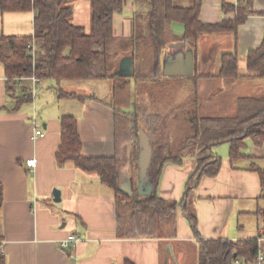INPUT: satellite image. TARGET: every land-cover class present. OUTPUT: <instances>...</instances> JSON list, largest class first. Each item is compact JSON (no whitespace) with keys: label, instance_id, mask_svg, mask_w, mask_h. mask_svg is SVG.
<instances>
[{"label":"crops","instance_id":"crops-1","mask_svg":"<svg viewBox=\"0 0 264 264\" xmlns=\"http://www.w3.org/2000/svg\"><path fill=\"white\" fill-rule=\"evenodd\" d=\"M182 1L187 4L189 0ZM71 5V22L89 32L90 1L72 0ZM136 6V0H125L122 11L113 15L115 37L131 36ZM252 9L255 12L237 27V71L240 75L246 74L247 50L257 46L264 33V0H253ZM233 15L232 11L222 12L221 0H201L199 19L203 22H218ZM169 28L174 36L181 37V23L173 21ZM33 31L32 10L0 11V36L31 35ZM195 46L192 72L215 74L219 69L220 55L233 49V36L230 33L201 34ZM191 48L188 42H173L163 50L161 59L165 61L177 52L171 58L172 66H167L175 72L181 62L179 52H192ZM161 79L170 81L166 91L170 98L167 105L164 102L166 106H162L160 120H163V131L166 129L169 136V120L178 127L176 114H179L180 104L177 97L181 89L186 96L181 103L185 105L188 97L193 95L194 85L200 112V96L209 87V80L222 83L221 89L213 90L217 91L216 95L211 90L216 99L214 106L207 108L210 110L221 106L218 96L225 100L228 95H233L235 89L236 96L256 95L251 92H258L264 86V81L258 78H241L232 84H226L217 77H201L195 81L189 75H166L162 67ZM5 80L4 66L0 62V183L3 186L0 253L4 255L6 264H123L125 260L134 264H163L165 252L167 258H172L167 245H170V251L179 264H188L180 247L188 244V248L195 250L205 239H255L258 249L264 250V194L258 170L264 168V144L255 145L246 138L242 149L245 156L233 161L229 159L227 142V148L218 144L212 147L214 159L220 158L217 172L213 176H202L195 186L194 183L190 185L193 188L188 212L195 217L196 236L181 207L176 211V238L172 242L153 237L119 236L112 188L104 184L96 172L84 171L71 162L57 165L55 152L60 143V117L73 115L77 119L83 156L109 157L120 150L121 145L123 164L131 140L123 132L128 130L129 121L135 119L137 81L129 75H122L114 79H92L95 83L88 85L59 84L64 91L87 96L82 101L58 98L56 82L41 81L31 100L15 108V100L6 93ZM119 80L131 82L134 91L130 102L125 104L127 106L115 102V87ZM26 87L31 89V82L22 78L17 94ZM119 113H124L122 127L117 119ZM141 127L139 131L146 135L147 124ZM36 129L42 130L41 135H35ZM164 132L161 143L163 135H166ZM146 139L149 144V137ZM28 158L35 159V166L31 169L25 166ZM195 167L196 156L184 158L180 164H164L158 185L159 196L179 199L188 188H185V182ZM124 172L129 176V171ZM137 183L139 189L144 185L141 183L140 186L139 179ZM54 188L60 191L59 201L53 200ZM68 234L79 235L80 240L69 248H61L59 240Z\"/></svg>","mask_w":264,"mask_h":264},{"label":"trees","instance_id":"trees-1","mask_svg":"<svg viewBox=\"0 0 264 264\" xmlns=\"http://www.w3.org/2000/svg\"><path fill=\"white\" fill-rule=\"evenodd\" d=\"M71 1L0 0L1 12L33 11V34L0 36V62L5 70L6 93L15 100V108L29 102L32 98L31 89L26 87L18 94L17 89L22 78L34 76L40 81L54 80L58 98H77L82 101L87 96L64 91L59 84L64 80L122 77L114 73L116 62L123 56H130L132 73L129 76L137 81L135 119L129 121V128L123 133L131 137L128 143L129 159L133 171L131 177L135 180V183H131V194L120 188L121 145L120 150L117 149V152L109 157L83 156L77 119L73 115L60 117V143L55 152L57 165L71 162L79 169L96 172L100 180L112 188L117 208L116 232L119 236L153 237L172 242L176 238V211L179 207L186 214L188 222L192 225L191 230L196 236V220L188 212L191 203L190 192L193 188L190 185L194 183L195 186L202 176H213L217 172L220 158L214 159L212 154V147L216 144H229L228 155L231 161L245 156L242 149L246 138L255 145L264 144V95L236 96L235 111L230 115H199V97L193 85V95L188 97L185 103L188 108L187 115L176 114L180 128L185 125L189 131L180 138H172L169 134L164 138L163 135L162 143L153 147L146 170V181L141 189L137 185L138 156L141 148L139 130L142 124H147V137L160 133L161 109L164 102L170 98L166 93L170 81L161 79L160 67L162 52L168 44L176 41L190 43L194 59L195 45L201 34L230 33L233 36V49L220 55L217 73L192 72L189 77L195 81L201 77H217L223 79L226 84H232L241 78L264 80V33L260 43L246 52V74L240 75L237 71V27L248 15L255 12L252 9L253 0H221L222 12L232 11L234 15L212 23L199 19L201 0H189L187 4H183L182 0H136L133 32L126 38L115 37L112 26L113 15L122 11L125 0H89V32L71 22ZM173 21L182 24L181 37L172 34L169 24ZM156 87H160L159 91H156ZM120 126L122 127V123ZM195 156L196 167L188 175L185 182V188H188L184 189L181 197H160L158 185L164 164H180L184 158ZM258 170L260 187L264 194V168ZM147 186L150 189L145 193ZM2 201L3 186L0 183V210ZM1 239L0 234V243ZM187 246L189 245L180 248L186 254L188 264H235V258L249 262L256 257L258 251L255 239H205L199 242V248L195 250ZM0 264H6V259L1 253ZM123 264L134 263L125 260ZM167 264H175L169 256Z\"/></svg>","mask_w":264,"mask_h":264},{"label":"rangeland","instance_id":"rangeland-1","mask_svg":"<svg viewBox=\"0 0 264 264\" xmlns=\"http://www.w3.org/2000/svg\"><path fill=\"white\" fill-rule=\"evenodd\" d=\"M168 52H169V50H168ZM182 52H179V53H180L181 57L184 58L185 53H184V51H182ZM176 53L174 54V56H176ZM171 54H168V55H171ZM173 57H171V58L173 59ZM171 58L169 57L165 61H164V58L161 59L162 71H164L165 67L172 65V62L173 61H171ZM240 72H242V70H240ZM45 81H49V80H45ZM62 83H67L69 85H81L83 83H86V84L87 83H95V80H64V81H62ZM89 85H91V84H89ZM208 85H209V87H206L205 91L202 92V96H200V105L202 106V110L200 109L199 115H203V114H206V113L207 114L208 113L209 114L217 113V114H221V115H230V114L234 113V111H235V102H236V99L235 98H236V95H237V94L236 95H234V94H235V92L237 90L235 89L233 95H230V96L228 95L225 98V100H224V97H219L218 96V98L221 100V106L220 107H217L216 109L215 108H212L214 110L213 111L212 109L210 110V109H207V108L209 106H214L213 102H215V99H216V96H214V94L216 95V92L217 91L215 92L213 90L221 89L222 88V83H221L220 80L213 79V80H209L208 81ZM159 89H160V87H156V91H159ZM211 90L214 92V94L211 92ZM115 91H116V99H115L116 104H119V105L121 104V106L122 105L127 106L125 104H128L130 102L131 95L134 92L132 90V88H131V82H126V81L123 82V81H120V80L117 81L116 87H115ZM183 91L184 90L181 89L180 90V95H178V97H177V99H178L177 102H178V104H180L178 106V109L177 110L179 112V115L182 113V116L183 115H187V109H188L187 107H185V105L183 103H181V101H183L186 98L185 92H183ZM257 91L258 92H253L252 91L251 93L252 94H256V95H264V86H262V88H259V90H257ZM102 96H104V95L102 94ZM123 102H124V104H122ZM165 104L167 105V102ZM166 105H163V106L165 107ZM203 108H206L207 110H205ZM118 117H119L118 122L121 124L122 123L121 121L123 120L122 113H120V115ZM162 123H163V120L159 122V132H160L159 133V136H155V135L152 136L151 135L149 137V139H150L149 140V144H150L151 147H154L156 144H158V142L161 143L162 133L164 132L162 130V125H163ZM142 125H144V124H142ZM167 127H168L167 131L171 134L172 138H174L173 136H175V138H180L185 133H187L189 131V129L185 125H182L183 128H180L179 125H178L179 128L174 127V121L173 120H169V123H168ZM140 128H142V127H140ZM164 133L167 134L166 133V130H165ZM164 138H165V136H164ZM218 145H223V146H221L222 148L223 147L224 148L225 147L226 148L228 147V144L226 142H223V143L221 142ZM218 145H215L214 148L216 146H218ZM221 147L218 148V150H220ZM129 148L130 147H128V149H127L126 158H125V161L123 162V164L126 163V162H128V160H129ZM123 170L121 169V171H120V179H121V182H123V181L126 180V178L123 177V175H122L123 172L125 171V170L124 171ZM132 174H133V171H132ZM137 180H138V178H137ZM126 181H128L130 183H133L135 180L133 181L132 177L128 176V178H127ZM142 184H144V181H142Z\"/></svg>","mask_w":264,"mask_h":264},{"label":"water","instance_id":"water-1","mask_svg":"<svg viewBox=\"0 0 264 264\" xmlns=\"http://www.w3.org/2000/svg\"><path fill=\"white\" fill-rule=\"evenodd\" d=\"M186 56V57H185ZM184 58L180 57L181 62L178 63V69L171 71L168 69V67H165L163 73L166 75H189L192 73L193 68V55L191 51H186L185 52ZM172 66V65H171ZM170 66V67H171ZM114 73L116 75H131L132 73V60L130 56H123L118 61L116 62V66L114 69ZM146 135H144L141 131H139V145H140V150H139V156H138V162H139V184L141 186L142 181H146L147 177V166L149 164L150 157L152 155V149L151 146L148 144V141L146 139ZM122 170H128L129 171V176H132V171H131V163L130 159L128 162L124 163L122 165ZM123 177L128 178L127 172H124ZM123 181L121 182L120 188L122 191H124L127 194H131V183L128 181ZM121 181V179H120ZM150 187L147 186V188L144 190L145 193L149 192ZM53 195V200L54 201H59L60 200V191L57 188H54L52 191ZM167 249H169L170 255L174 261L175 264H179L177 259L174 257V255L170 251V245H167ZM163 264H167V254L165 252L164 255V261Z\"/></svg>","mask_w":264,"mask_h":264},{"label":"built area","instance_id":"built-area-1","mask_svg":"<svg viewBox=\"0 0 264 264\" xmlns=\"http://www.w3.org/2000/svg\"><path fill=\"white\" fill-rule=\"evenodd\" d=\"M31 82V92L33 93L37 87L38 84H40V80L34 76H30L27 78ZM42 130L41 129H36L35 130V135H41ZM25 166L27 168H33L35 166V159L34 158H28L25 160ZM80 240L79 235L76 234H68L66 237L62 238L59 240V246L61 248H69L73 244L77 243ZM235 264H264V250L263 249H258L256 257L249 262H245L240 258H235L234 259Z\"/></svg>","mask_w":264,"mask_h":264}]
</instances>
